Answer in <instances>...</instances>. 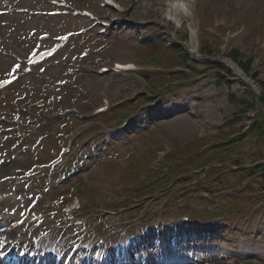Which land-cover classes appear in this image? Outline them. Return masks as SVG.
I'll list each match as a JSON object with an SVG mask.
<instances>
[{
	"label": "rangeland",
	"instance_id": "obj_1",
	"mask_svg": "<svg viewBox=\"0 0 264 264\" xmlns=\"http://www.w3.org/2000/svg\"><path fill=\"white\" fill-rule=\"evenodd\" d=\"M7 1L14 2V0ZM98 1L99 0H71L73 5L77 8L88 7L102 15L108 9L101 7ZM117 1L127 6V15L143 13L146 9L147 13L152 14V11L148 9L147 2H151L154 6L165 3L163 8L168 11V5L173 2V0H144L145 2L142 0ZM44 2L45 1L42 0L19 1V3H22L21 6H27L33 9L40 7L43 10H48L49 7ZM192 12L193 13L190 16H184L180 13L181 15L179 16V19L183 23L181 25L180 22L176 28L173 26L175 29L172 37H168L163 33L164 30H162L161 27L148 22V19H144L143 22H136L141 25V28H138L142 30V32L139 33L135 30L137 26L135 27V24L132 22L123 23L120 27L116 25L112 33L105 37L99 45H97L96 42H94L93 46L85 45L86 39L79 38V36L75 35L68 41L69 44L54 56L53 60H49L48 65L41 70L36 71L35 76L31 75L23 79L25 86L24 88L21 87L22 90L19 95H26L24 99L29 97L32 101L35 100L37 96L42 98L45 95H50L57 97L54 103L58 104V102H60L59 105H63L61 103L68 104L71 101H76L75 104L78 107V110L85 114L100 103L101 94L104 93V91L107 92L109 100L114 104H121L124 100L129 101L127 103V110L125 111L126 114H129L131 111H136L139 104L145 103L149 100H155L156 95L164 94L163 89H166L170 82L176 83V80H173L174 78L181 79L179 82H182V80L193 82L188 85L178 84V87L174 89L175 93L166 92L163 95V97H165L164 100L163 98H160L158 103L152 104L153 108L145 110V114H155L157 111L163 113L166 109L172 107L175 109L178 107L180 111L173 114L170 119H154L147 124L150 129L145 127L141 131L142 133L138 134L139 132L135 131L140 126L141 120H144V116H139L137 119L138 126L133 131L134 134L136 133V136L132 141V147L134 150H132L128 144L129 136H122L123 140L120 139L121 135H127L126 133L121 134V132H115L113 133V137L112 135H101L99 137L100 140L97 145H100L103 139H114L112 145L107 146L105 150L101 151L102 155L101 153L99 154L100 150H97L96 148L93 152H90L87 148L84 151H81V149L78 151V156H83L82 154L84 153H89L91 155V158L85 160L86 163L87 161H90L88 167L84 166L81 168L82 171L84 168H87L86 170L88 171H83L85 172L83 176L84 179L80 177L70 178L61 185V189L51 190L52 201L57 203V206L53 209H57L58 213L53 214L51 210L46 214V218L49 225L60 227L59 230H53V235H56L59 232L62 233L64 223L66 222L63 209L74 196L79 198L80 208L77 212L79 211L81 215L80 218H85L87 220V226L91 227V230L87 233L86 239H94L95 241L97 237L110 235L111 228L107 226L108 224L130 228V232L134 231V223H139L140 219L148 220L146 222L147 225L158 224L160 219L159 217L153 218V214L172 200L174 202L168 204V211H166L164 220H162L163 226H169V223L167 222V216L169 214L174 217H179L186 213L187 208L182 206L186 199H191L190 203L192 202V205L194 206L193 209L197 211L196 214L199 213L200 215V212L202 213V220L205 221L202 226L208 224V219L213 218L214 215H216L215 212H204L206 206H211L209 205L210 195H208L207 192H202L206 195V200H201L199 196H193L190 198L187 196V193L183 194L182 192L189 186L193 192H199L201 188H195L194 185H199L200 182L203 181L202 179L208 172L207 170H202L204 173H197L200 175L194 176L186 182H183V179L185 178L180 179L177 185L173 187V190L165 193L163 195L164 197L161 196L165 190L160 191L154 189V192H152L153 197L148 198L145 196L147 197L145 198L142 196L140 201L133 202L137 204L135 206L134 204L130 205L128 201L131 200V197H140L138 193L134 192L137 189L144 188L138 190V192L140 191L141 194H144V191H150L156 186L155 184H152L151 188H147L146 185L149 182L159 180L162 177L172 178L174 176V170L180 166L182 161H191L200 164L216 152V150H206L202 153L201 149L198 148V144L202 141L199 139V135L195 134L198 133L196 117L192 118L189 115H186L188 112L186 108L192 103H194L196 110L199 111L200 120L203 123L205 122V126L208 127L207 137L209 134H215L216 136L225 137L223 138V142H225L231 138L234 133H237V128L248 125V119L243 118L235 125L233 124L218 129L219 127H222V125L228 123L229 120H227V118L231 117L236 111L237 103L231 100L230 91L232 90L238 95L243 94L242 91L244 89L239 85L240 79H230L231 82L228 84L220 83L218 80L216 81V71L212 69V66L214 65L200 63L201 61L194 65L193 70L184 71L185 73L177 72L182 74L175 76L157 77V73L151 71L155 73L146 75V86L144 85L143 79V75L146 71L131 72L127 77H120L112 73H95L97 67L102 63H109V61L113 59H130L134 55V58L138 59V61L141 60L143 64L153 66L155 70L166 72L172 67L171 58L177 56V54L179 55V51L176 48H174L175 51L172 50L171 46L165 47L164 44L160 45L159 43L161 42L157 41L154 43L157 46L151 44L154 47L151 46L145 48V45L142 49L140 47L141 44L137 41L139 39V34L144 33L147 38L142 44L155 41L154 38L160 36L168 42L175 41V45H187L189 47L191 44L190 28L196 27L197 29L200 28V46L201 44L206 45L210 42L213 44L216 52L214 59H222L224 57V54L222 55V53L227 45V52L233 46L239 47L240 51H245L248 54H251L257 71L255 74L256 82H259L264 87V0H198L197 3H195ZM29 16L30 15L27 16L24 13L18 12V10L9 11L6 15H0V37L4 39V42H0V76L10 70L11 59H13L14 62V57H12L11 52L13 51L14 54H22L23 52H28L32 47H37L41 33L48 32L53 38L48 40L47 43H52L58 36L63 35L65 32L78 31L80 28L87 27L90 22L84 17L64 18L63 16ZM221 17H226V21H216V19H220ZM170 27L172 28V26ZM118 28L120 29L119 38L117 37L118 39L115 40L114 32L119 31ZM129 29H131V31L126 34ZM96 38L103 39L104 37ZM106 40H108V42L104 44L103 42ZM91 48L94 49L96 54L90 59L85 58L83 60L84 49L91 50ZM193 49L194 55H198L200 60H203V57L198 54L197 42H195V47H193ZM9 50H11V52H9ZM16 50H18V52H16ZM136 51L138 52L136 53ZM79 63L80 65H87L86 72L89 74H80V72H76L75 69L79 68ZM176 71L179 70L176 69L174 71H169L168 73ZM200 71H203V73H200ZM187 74H191L192 78L187 76ZM21 83L22 78L13 87L18 86ZM76 83L78 84V87ZM171 86L172 85L169 87ZM74 87L77 88L74 89ZM144 87L150 92V96H154L153 99L144 98V96L139 97L143 94ZM15 90L10 91L9 89L6 91H10V94L7 97L8 99L12 97L13 94L17 93ZM82 90L87 92V95H83ZM194 94H197L199 97L191 98V95ZM60 99H63V101ZM135 102L136 104H134ZM19 103L24 104V102L20 101ZM143 109L144 108L140 111H143ZM0 112L8 113V106L0 105ZM97 117L98 116H95V118H89L92 120L88 123V126L95 125ZM118 117L119 118L115 121L121 120L122 117ZM159 120L165 121L162 124H156L151 127L152 124ZM115 123L116 122H109L108 127L114 126ZM144 124L146 125V123ZM59 125V131H62L61 128L64 127L69 128L65 120H61ZM8 132H10V130ZM255 133L251 131L248 134L251 135L249 138L244 141L239 139V144L237 146L225 149L223 152L226 155H215L211 158V165L218 167L220 170H226V174L230 179L228 184L224 185V187H227L229 190H219L217 196L220 198L212 201L213 204L217 206L216 212L220 213L223 217L219 221L212 222L216 228L214 233L215 235H218V237L214 239V242L218 244L217 246H214V251L220 252V254L224 256L226 253L220 251L219 245L230 244V246L235 249L231 255L233 254L236 256H233L230 259L210 257L209 259H205V263L264 264V209L261 213L260 210L256 212L253 216L254 220H251L253 221L252 224L251 221L247 223L243 220L245 214H250L254 202L263 203L258 200H264V177L261 178L256 175L250 180L246 178V176L244 177L243 174L232 175L231 172H228L229 169H227H239L234 166L240 160L244 162L245 165L250 166L251 164H254V162L257 163L259 160L264 159V137H257ZM216 140L217 138L214 137L213 141ZM194 143L196 144L195 147L191 148V152L186 154L182 153V150L186 146H190ZM12 144H14V142L9 141L8 146H11ZM210 144L211 143H207V145ZM44 145L45 148L43 155L46 160H49L50 157L53 156L55 146L51 145L48 140L47 145ZM8 146L5 148L7 149ZM39 150L41 151V149ZM116 152L118 155L115 156ZM159 152L163 153V158L160 161L161 163H158V166L155 165V163L160 159ZM94 153L98 156L101 155L103 160L100 162V157L96 158V156H93ZM112 156L115 157L113 158ZM20 157L21 160L18 161L16 165L11 166V164H9V166L7 165V167L5 166L1 169L2 171H6L4 174L13 176L14 174H23L19 173L16 169L22 168V170H26L25 159L27 158L25 153L20 154ZM97 161H99V163H97ZM72 162H75V160L72 159ZM112 163L119 164L114 166ZM63 168L64 166L58 168L56 175H58L59 171L63 170ZM71 168L72 167H69L67 170H70ZM218 168H214L210 172L209 182L221 180V171H219ZM250 170L252 169L250 168ZM195 172L198 171L195 169L190 170L185 173L184 176H190ZM40 177L42 176L34 179L35 184L30 185L28 188H24L23 182L27 183L28 181L25 177L19 178L22 182L15 183L10 182L9 180L1 182L3 176H0V188L2 189V193L6 200L4 205L16 208L18 213L23 215L26 210V205L30 200L29 195L31 196L37 191H43L46 187V185H44V188L39 185ZM199 177L201 181L197 179ZM128 182L131 183L130 186L134 190L133 193H131V196L128 195L130 193L129 191L127 192L123 188L120 189L122 185ZM55 183H57V181ZM21 189H25L27 192L20 191ZM123 191L125 193L124 196H122L124 194ZM170 194L174 196L171 200L169 199L170 197H167ZM212 194L211 199L214 197ZM127 195L129 197H127ZM188 195L192 196L191 194ZM247 200L248 203L245 205ZM43 202L45 203L44 199ZM184 205H186V203H184ZM119 206L126 208L122 210L119 209ZM40 208L45 212L48 211L47 209H44L42 205ZM105 210L107 213L101 215L100 213H103ZM227 212L229 213L226 217L224 213ZM231 213H238L232 221L231 219H228ZM96 214H99L101 218H98L99 216ZM189 214L195 215L193 212H189ZM241 218V224L238 226H242V222L247 226H244L239 234H234L231 229L223 230L224 226L222 224L224 221L222 220H229V222H225L230 225L237 223ZM78 227L80 226H77V228ZM258 230H261V233L254 236V232H258ZM72 232L73 226L69 227L65 233L66 244L67 242L71 243L74 241V239L71 238H73L75 233ZM199 232L203 231L199 230L198 233ZM203 233L206 234L205 232ZM196 234V231L189 233L190 236ZM255 239H257L256 242L254 241ZM185 252L191 253L192 250L189 249L188 252L185 250ZM186 262H189V260ZM190 262H192V260ZM194 264L204 263L196 262Z\"/></svg>",
	"mask_w": 264,
	"mask_h": 264
},
{
	"label": "bare ground",
	"instance_id": "obj_2",
	"mask_svg": "<svg viewBox=\"0 0 264 264\" xmlns=\"http://www.w3.org/2000/svg\"><path fill=\"white\" fill-rule=\"evenodd\" d=\"M145 2V1H144ZM195 0H176V2H171L168 5V11L165 10L164 3L162 5L154 6L151 2H147L148 9L152 11V14L147 13V9L143 13L134 14V15H126L125 10L117 9L112 16L120 17L123 19H128L133 22H143L144 19H148L149 21H153L159 25H161L169 34L174 33V29L179 25L181 22L179 16L183 13L184 15L192 14V5ZM122 7H126L122 5ZM170 7V8H169ZM181 13V14H180ZM217 20V19H216ZM220 20L223 22L226 21V17H221ZM150 21V22H151ZM172 26V28L170 27ZM175 26V28L173 27ZM198 29L192 28L191 33L193 36H196L199 39ZM191 50L193 51L194 45L191 43L190 45ZM228 62V61H227ZM162 250V249H161ZM171 255L173 254L172 252ZM168 253V254H169ZM159 259L158 261H160ZM177 264V262L175 263Z\"/></svg>",
	"mask_w": 264,
	"mask_h": 264
},
{
	"label": "snow or ice",
	"instance_id": "obj_3",
	"mask_svg": "<svg viewBox=\"0 0 264 264\" xmlns=\"http://www.w3.org/2000/svg\"><path fill=\"white\" fill-rule=\"evenodd\" d=\"M51 53L49 52V53H45V55H50ZM33 62L35 63L36 61L35 60H33ZM20 66L19 65H17L16 66V68H19ZM11 75V74H10ZM14 78V77H13ZM12 82V80L11 79H9V80H6V81H0V87H3V86H5V85H7V84H9V83H11Z\"/></svg>",
	"mask_w": 264,
	"mask_h": 264
},
{
	"label": "trees",
	"instance_id": "obj_4",
	"mask_svg": "<svg viewBox=\"0 0 264 264\" xmlns=\"http://www.w3.org/2000/svg\"><path fill=\"white\" fill-rule=\"evenodd\" d=\"M262 98L264 99V92H263V97Z\"/></svg>",
	"mask_w": 264,
	"mask_h": 264
}]
</instances>
